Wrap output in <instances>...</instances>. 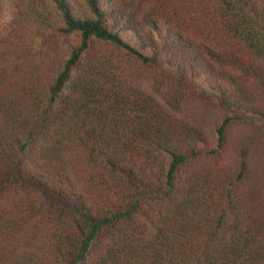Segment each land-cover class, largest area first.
<instances>
[{
  "label": "trees",
  "instance_id": "trees-1",
  "mask_svg": "<svg viewBox=\"0 0 264 264\" xmlns=\"http://www.w3.org/2000/svg\"><path fill=\"white\" fill-rule=\"evenodd\" d=\"M196 1L0 0V264H264V0Z\"/></svg>",
  "mask_w": 264,
  "mask_h": 264
},
{
  "label": "rangeland",
  "instance_id": "rangeland-1",
  "mask_svg": "<svg viewBox=\"0 0 264 264\" xmlns=\"http://www.w3.org/2000/svg\"><path fill=\"white\" fill-rule=\"evenodd\" d=\"M194 2H197L194 0ZM96 47L99 52L106 55H112L115 58V62L120 69L122 76L125 77L126 80L129 82H133L135 84H143L147 85V83L154 82L155 74L152 72L151 69L143 66L134 64L132 60L127 56V54L123 51H118L112 48H107L102 44H96ZM183 114H188L183 110ZM249 134V130L240 127H235L228 132V138L231 142L239 143Z\"/></svg>",
  "mask_w": 264,
  "mask_h": 264
}]
</instances>
